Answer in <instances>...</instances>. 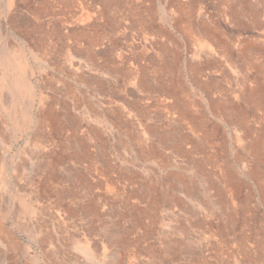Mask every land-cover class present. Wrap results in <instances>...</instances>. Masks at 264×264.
I'll return each mask as SVG.
<instances>
[{"label": "rangeland", "instance_id": "rangeland-1", "mask_svg": "<svg viewBox=\"0 0 264 264\" xmlns=\"http://www.w3.org/2000/svg\"><path fill=\"white\" fill-rule=\"evenodd\" d=\"M0 264H264V0H0Z\"/></svg>", "mask_w": 264, "mask_h": 264}]
</instances>
